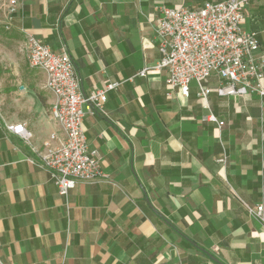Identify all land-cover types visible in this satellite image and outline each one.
<instances>
[{"label": "crops", "instance_id": "obj_1", "mask_svg": "<svg viewBox=\"0 0 264 264\" xmlns=\"http://www.w3.org/2000/svg\"><path fill=\"white\" fill-rule=\"evenodd\" d=\"M205 1L22 0L12 20L21 40L26 30L56 51L64 42L85 94L119 85L83 121L105 176L63 196L29 160L47 151L51 133L53 147L64 139L45 73L25 58L0 59L4 264H264V220L249 212L262 204L264 216V98L213 90L205 109L193 81L185 95L165 70L139 75L160 57L159 6ZM245 28L264 51V0L247 1ZM18 122L31 144L8 130Z\"/></svg>", "mask_w": 264, "mask_h": 264}, {"label": "built area", "instance_id": "obj_2", "mask_svg": "<svg viewBox=\"0 0 264 264\" xmlns=\"http://www.w3.org/2000/svg\"><path fill=\"white\" fill-rule=\"evenodd\" d=\"M247 1L206 0L196 8L183 4L159 6L156 37L160 57L155 63L146 64L139 75L165 70L167 84L185 95L195 81L197 96L205 109L209 108L208 98L213 90L219 96L256 92L264 98V51L257 33L245 28ZM13 3L11 20L22 0ZM24 34L28 63L45 73V87L55 96L51 115L64 132L59 146H51V140L56 138L51 133L50 140L45 142L47 151L39 153V160H29L44 168L59 193L67 196L78 183L105 176L99 151L89 148L83 121L86 114L103 110L108 90L117 88L119 83L109 82L105 88L85 94L80 73L64 42L56 51L29 31L24 30ZM213 76L218 82L214 88L207 83ZM207 117L217 122L219 128L225 124L211 112ZM7 128L31 144L33 135L24 123H10ZM249 212L264 220L262 204L249 208ZM0 264H4L1 258Z\"/></svg>", "mask_w": 264, "mask_h": 264}, {"label": "rangeland", "instance_id": "obj_3", "mask_svg": "<svg viewBox=\"0 0 264 264\" xmlns=\"http://www.w3.org/2000/svg\"><path fill=\"white\" fill-rule=\"evenodd\" d=\"M13 8H15L13 0H0V59L16 57L27 60L24 41L21 40L20 34L12 29Z\"/></svg>", "mask_w": 264, "mask_h": 264}]
</instances>
